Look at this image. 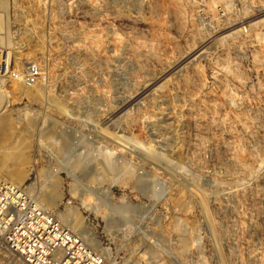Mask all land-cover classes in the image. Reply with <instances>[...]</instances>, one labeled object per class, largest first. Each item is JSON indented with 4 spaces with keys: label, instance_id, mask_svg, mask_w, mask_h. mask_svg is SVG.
<instances>
[{
    "label": "rangeland",
    "instance_id": "1",
    "mask_svg": "<svg viewBox=\"0 0 264 264\" xmlns=\"http://www.w3.org/2000/svg\"><path fill=\"white\" fill-rule=\"evenodd\" d=\"M202 1L0 0L41 71L4 81L0 177L108 264H264V0Z\"/></svg>",
    "mask_w": 264,
    "mask_h": 264
},
{
    "label": "built area",
    "instance_id": "2",
    "mask_svg": "<svg viewBox=\"0 0 264 264\" xmlns=\"http://www.w3.org/2000/svg\"><path fill=\"white\" fill-rule=\"evenodd\" d=\"M40 75L30 64L24 82ZM106 249L64 225L25 186L0 177V264H108Z\"/></svg>",
    "mask_w": 264,
    "mask_h": 264
},
{
    "label": "bare ground",
    "instance_id": "3",
    "mask_svg": "<svg viewBox=\"0 0 264 264\" xmlns=\"http://www.w3.org/2000/svg\"><path fill=\"white\" fill-rule=\"evenodd\" d=\"M204 1V0H203ZM202 1V2H203ZM201 3V2H200ZM190 4V3H189ZM203 4V3H202ZM196 5V4H195ZM260 20V19H259ZM262 22V21H261ZM259 24V22H258ZM261 25V24H260ZM262 25H264V23H262ZM5 39V38H4ZM9 41V40H8ZM12 43V42H11ZM1 50V49H0ZM15 53V52H14ZM15 56V55H14ZM0 57H1V62H0V124H2L5 120H6V116L5 113L3 111V106L6 103V98L5 96H3L2 90H3V84L6 78L11 77L12 80H15V84L17 85V87L20 90H29L32 87V84H26L24 82V77L23 74L18 71V70H11L10 68L12 67L11 64H9L10 62V52L8 51H2V53L0 52ZM3 62V63H2ZM2 63V64H1ZM11 63V62H10ZM9 79V78H8ZM9 81V80H8ZM7 87V86H6ZM5 88V87H4ZM74 140V139H73ZM76 141V139H75ZM75 148V147H74ZM77 153L72 150L71 156H75ZM79 154V153H78ZM90 157V156H89ZM86 160V159H85ZM82 161V159H81ZM88 161V160H87ZM69 173L71 174L72 177L75 178V175L73 172L69 171ZM91 176V175H90ZM8 181V180H7ZM11 182V181H10ZM13 183V182H12ZM85 185V184H84ZM87 186V185H86ZM88 189V188H87ZM90 190V189H89ZM91 191V190H90ZM28 192H30V190H28ZM32 194V193H31ZM33 195V194H32ZM33 197L35 198V201L43 208H46V205L44 203H42L41 201L37 200V197L33 195ZM97 200L101 201L103 203V205L105 207L108 208V210L117 213L116 217H117V221L120 222L121 224H124L128 221H130V217H132L131 215L136 212L135 209L131 210V214H127L126 211V207L125 205L122 206L120 203L119 204H113L111 203L107 197L103 196L102 194H99L96 196ZM137 210V209H136ZM140 214V213H139ZM57 218L64 224L67 225L69 228L74 229V227L72 228L71 225H69L68 223H66L64 221V218L58 213L57 214ZM133 218V217H132ZM110 219V218H107ZM115 219V218H114ZM109 222V220H107ZM125 225V224H124ZM76 232H78L79 234L85 236L88 240H92V237L90 236L89 233L84 232V231H78L75 230ZM132 264V263H131ZM137 264V263H136Z\"/></svg>",
    "mask_w": 264,
    "mask_h": 264
}]
</instances>
